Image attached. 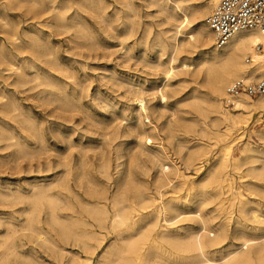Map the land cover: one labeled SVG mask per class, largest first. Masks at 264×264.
<instances>
[{
  "label": "rangeland",
  "instance_id": "obj_1",
  "mask_svg": "<svg viewBox=\"0 0 264 264\" xmlns=\"http://www.w3.org/2000/svg\"><path fill=\"white\" fill-rule=\"evenodd\" d=\"M7 1L0 0V5ZM133 1L132 35L124 28L125 11L116 10L120 7L117 0H107L110 10L83 6L66 10L69 30L58 25L55 10H0V91L5 93L0 99V128L4 125L18 131L20 142L8 145L0 139V264H103L115 235L100 227L87 207L99 204L113 214L112 199L116 195L132 204L152 203L150 208L161 210L173 205L176 210L170 209L169 216L180 215L171 226H178L185 234L202 237L206 220L207 227L221 233V241L213 249L222 248V254L240 248L244 236L264 235V194L254 184L264 180L248 169L264 161V140L260 137L264 126L259 123L264 111L255 110L242 132L234 135L226 166L232 190L225 183L221 195L216 194L218 186L214 187L207 175L224 158L226 139L202 129L203 121L210 124L204 114L209 88L193 70L194 61L203 51L186 46L175 54L171 42L181 43L186 34L176 31L182 24V11L173 15L172 10L164 11L153 0ZM165 1L171 8L209 3ZM197 23L200 20L188 26L193 28ZM145 28L150 29L147 37L143 36ZM172 33L177 34L169 39ZM158 35L167 37L170 45L163 47ZM9 60L19 66L18 71L16 66L9 68ZM21 70L29 81L19 79ZM36 75L39 80L34 79ZM138 96L144 99L147 111L138 108ZM8 100L18 104L17 116L1 109V102ZM246 145L251 150H245ZM201 149L200 159L194 158ZM234 156L239 159L238 167ZM251 156L257 160L252 162ZM176 169L187 175L186 183L179 181ZM52 180L63 190L59 208L67 215L68 228L81 229L83 222L78 219H83L89 230L103 233L100 245L92 240L93 250L85 249L73 235H62L44 204H39L36 214L43 227L42 236L48 240L25 228L26 211L33 206L30 195L37 185ZM141 195L148 197L140 199ZM242 199L249 201V216L239 210ZM252 209L260 212L257 219L252 217ZM11 228L15 229L17 254H10L4 261L2 240ZM258 241H249L251 251L257 249L254 244ZM221 252L216 253L217 258ZM167 253L159 250L157 254L162 261H172L173 255ZM86 257L91 259L87 261Z\"/></svg>",
  "mask_w": 264,
  "mask_h": 264
},
{
  "label": "bare ground",
  "instance_id": "obj_2",
  "mask_svg": "<svg viewBox=\"0 0 264 264\" xmlns=\"http://www.w3.org/2000/svg\"><path fill=\"white\" fill-rule=\"evenodd\" d=\"M117 2H119L120 7L116 10H124L126 13L125 15L126 20L123 21L124 28L127 30L126 33L132 35L135 31L134 1L117 0ZM153 2L158 5H161L164 11L172 10L173 15H176L178 13L177 10H180L183 13L181 16L182 24L180 27L177 28L176 31H178L177 33L186 32V34L183 35V39L181 43L176 41L171 42L175 54H179L180 52L184 51L186 46L191 47L193 49L200 48L203 51V52L201 51L202 53L200 54V56H197L198 57L197 60L194 61L195 69L193 71L196 76L203 77L204 82L207 83L209 88L208 97H207V101L209 105L208 108H205L204 114L206 117L210 119V124L208 125L206 121H203L204 127H202V129L208 135H212L213 133H215L217 136L226 139V145H225L226 152L224 158L220 161V163H218V165L214 164L213 165L214 167L208 170V175H207L208 179L211 182H213V184L215 183L214 187L218 186L219 190L217 191L216 194L221 195L220 190L222 186L225 185V183L227 187L232 190V186L229 184V176L226 171V166L229 159L230 149L233 147L235 142L234 135L235 134L239 135L242 132L244 125H247L249 119L252 117V114L255 110L259 109L264 111V93L255 96L256 98H254V96L243 94L237 99L236 105L234 107H228L224 102V98L227 95V86L232 80L238 77H242L246 75H255V74H257L258 76H264V30L259 27L239 30L231 36L230 40L225 45L218 47L215 44L213 32L206 23V18L208 14L211 12L213 7L212 0H209V3H204V5L197 4L193 6L190 5V3L188 5L178 4L172 8L166 3L165 0H153ZM81 6L87 8L88 10L89 9L108 10L111 7V3H108L107 0H8L7 2L1 3L0 10H8L10 7H18V8L24 7L26 10H47V11L49 10L50 12L52 10H55L56 12L55 18L58 25L60 27H63L64 29L69 30L71 28V24L68 21L66 10H70L72 8H74V10H79ZM189 8L190 10H187ZM98 16H100V14ZM197 19L200 20L201 23L199 24L197 23L196 27L193 25H192L193 28L191 26L190 27L188 26L189 23L193 22L194 20L196 21ZM149 31H150L149 28H145L143 36L147 37ZM177 33L174 34L172 33V35H170L168 38L173 39ZM82 36L84 35H81V37ZM157 39L160 42V44L163 45V47H165L166 45H170L167 40V37L165 39L163 36L158 35ZM248 56H252V61L250 62L247 61ZM8 64L10 69L12 68V66H16L14 62H11L10 60ZM188 64L191 63H187V65ZM160 66H162V64ZM33 67L37 68L36 64H34ZM15 69L18 71L19 66L17 65ZM18 76L19 79L22 80V82H27L30 80L26 75V72H24L23 70L19 71ZM34 79L39 80V76L36 75ZM46 82L47 83L50 82L48 77H46ZM38 83H41V81H38ZM63 91L66 92L65 89ZM4 97H5V93L3 91H0V99ZM136 99L139 104V107L138 106L137 107L140 108V110L147 111L148 108L144 99L141 96H138ZM1 107H2L1 109L4 110L5 113L12 114L13 116H17L15 112L19 109V106L15 101L8 100L5 102H1ZM231 109H233V111H231ZM108 129H110V126L108 127ZM16 132L12 128L3 125V127L0 128V139L8 141L7 143L8 145H11L13 143L18 145V143L20 142L18 141L19 138ZM260 137L264 140V132L260 134ZM90 143L91 142H89V144ZM146 145L149 146L148 144ZM245 150H251L250 146L246 145ZM202 153H203V149H201L198 152H195L193 157L196 159H200ZM205 155H208V153L207 154L205 153ZM82 157L81 159H83ZM251 157L253 158L252 162L257 160L253 156ZM203 158H205V156ZM233 159L235 161L234 162L235 167H238L239 159H237L235 156L233 157ZM234 165L232 166L234 167ZM201 166L202 165H198V167ZM248 169L250 170V173L253 174V176L257 177V179L264 180V161L262 162L261 165L259 166L251 165ZM176 172H177V177L181 183H186L188 181L187 175L183 171L181 172L179 171V169H176ZM94 183L92 184L94 185ZM190 184L192 185V183ZM254 184L256 186L255 189L264 194V181L262 182L260 181V183H254ZM117 187H119V184ZM204 187H206V184L204 185ZM61 190L62 189L58 185H56V182H54L53 180L48 184H42L36 186L35 190L30 195L33 206L30 209L28 208L29 210L26 211L27 218L25 222V228L35 232L39 238L45 241L48 240V238L42 236L43 227L40 223L39 216L36 214L39 208L38 207L39 204H44L47 207L46 210L49 219L53 223L60 226L62 235L64 236L73 235L76 239H78L81 242L80 245L83 246L85 249L91 250L93 247H95V244H93L92 240L96 241L97 245H100L103 241V237H104L103 233L89 230L85 220L78 219L81 222H83V226H81V229L79 230L68 228V226L66 225L67 215L61 213L60 210L62 209L59 208L60 203L62 204V200H63L62 195L64 194L63 190L62 191ZM202 195L204 196L203 193ZM147 197L148 196L146 195H141L140 199H146ZM150 205H152V203L142 204V205L132 204L129 203L124 196L116 195L112 199L113 214H109L107 208L99 204L90 206V208L87 207L88 214H90L95 218V220L98 222L100 227L106 229L107 233L115 235V239L113 238L114 241L110 244V248H108L107 251L105 252V261L103 264H264V235L259 237L244 236L243 243L240 248L228 251V253L226 254H222L221 252L222 248L219 247L220 248L219 250L213 249V246L221 241L222 238L221 233L207 227L206 220H203L204 235L202 237L195 236L193 234H185L179 231L178 226L177 227L171 226L178 221V216L180 215V214L173 215L171 217L169 216L170 209L176 210V208L173 205L167 204L165 206V209L162 210L159 208H150L149 207ZM248 205H249V201H245L244 199H242L239 204V210L245 215L248 213V208H249ZM251 213H252V217H255V219H257L260 216V212L258 210L252 209ZM160 219H162V221L164 222L159 223ZM14 233H15V229L11 228L10 231L4 236L2 240L3 253L1 259L4 261L8 259V256L10 254H17V245L14 241ZM253 239L259 240L258 243L254 244V246L257 247L255 251H251L249 249L251 248L250 247L251 243L249 241ZM159 250L167 251L168 255H173L172 257L173 260L162 261L164 260L162 256L157 254ZM217 252H221L220 257L218 258L216 257ZM70 257L73 256L71 255ZM90 259H91L90 257H86L87 261Z\"/></svg>",
  "mask_w": 264,
  "mask_h": 264
},
{
  "label": "built area",
  "instance_id": "obj_3",
  "mask_svg": "<svg viewBox=\"0 0 264 264\" xmlns=\"http://www.w3.org/2000/svg\"><path fill=\"white\" fill-rule=\"evenodd\" d=\"M212 1L213 7L206 18V23L212 30L218 47L225 45L239 30L256 27L264 30V0ZM247 61H252V56H248ZM262 93H264V76L246 75L229 83L224 102L228 107H234L241 95L255 97ZM259 123L264 126V116Z\"/></svg>",
  "mask_w": 264,
  "mask_h": 264
}]
</instances>
